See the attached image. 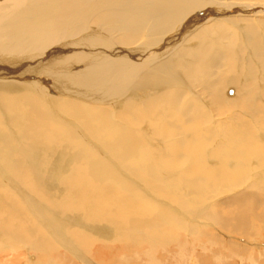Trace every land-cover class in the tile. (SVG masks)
Wrapping results in <instances>:
<instances>
[{"label":"bare ground","instance_id":"1","mask_svg":"<svg viewBox=\"0 0 264 264\" xmlns=\"http://www.w3.org/2000/svg\"><path fill=\"white\" fill-rule=\"evenodd\" d=\"M23 2H0L9 4V9L0 7V93L25 91L2 94V99L14 111L11 118L25 126L21 137L27 145L10 146V135L2 131L0 152L9 156L6 165L15 175L13 182L8 172L11 184L29 207L20 196L12 200L8 175L0 171V230L15 243L48 250L32 225L33 213L59 243L73 247L58 237V229L70 221L21 189L46 198L54 193L61 160L44 156L63 146L76 150L73 160L79 162L66 181L97 221L89 226L91 232L107 234L97 224L105 219L128 235L129 243H117L121 247L125 243L131 249L138 240H148L152 250L164 246L163 228L218 245L217 234L207 229L199 234L196 224L178 214L206 217L243 236L252 232L254 218L264 232V171L249 182L244 174L250 172L252 157L264 152V136L257 142L264 134V104L259 102L264 101V0ZM10 53L20 57L11 60ZM234 84L231 96L233 91H227ZM110 99L114 104L102 107ZM46 100L58 103L64 122ZM234 107L243 113H233ZM205 123L209 132L200 131ZM105 153L138 182L122 176L114 168L117 161L106 160ZM179 169L180 176H174ZM140 180L142 187L152 188L151 197L138 190ZM175 185L181 191H173ZM226 191L228 197L220 199ZM153 195L178 205L155 201ZM213 198L218 201L210 202ZM114 214L122 219L112 220ZM228 251L246 253L248 247L230 242Z\"/></svg>","mask_w":264,"mask_h":264},{"label":"rangeland","instance_id":"2","mask_svg":"<svg viewBox=\"0 0 264 264\" xmlns=\"http://www.w3.org/2000/svg\"><path fill=\"white\" fill-rule=\"evenodd\" d=\"M28 1L29 0H24V2H23L24 5H25V2H28ZM0 2H1V0H0ZM2 6H8L7 9H9V4L1 5L0 7H2ZM7 12H9V11H7ZM28 18H29V16L25 17L23 20H27ZM19 57H20V55H18V54H14V55H12V53L9 54V58L11 60L18 59ZM25 57L26 56L21 57L20 59H25ZM31 61H34V60H31ZM22 79L24 80V78H22ZM26 81L29 82L28 80H26ZM30 86L32 87L31 84H30ZM252 86H253V84H252ZM235 87H236L235 84L233 86H231L228 89L227 94L229 92L233 91L231 96H234ZM27 91H29V90H27ZM24 92L25 91H22V93H24ZM22 93L19 91L14 92V93H13V91H9V92L6 91V93H4V92L0 93V132L4 131L3 134L8 135V136L10 135L11 140H12V141H10V146L13 145V147H16V145L19 144L20 142L23 143V141H24L25 145H27L26 140L22 139V137H21V134L23 135V133H24L23 128L24 129H26V128H25V126L22 125V123H19L18 120L14 121L11 118V116L15 117V115L13 113L14 111H12L9 108V105L5 102V100L3 102L2 94H6L7 97H14L17 94H22ZM100 94H102V92ZM227 96H229V95H227ZM108 101H110V102L104 103L106 105L102 104L103 105L102 106L100 104V106L109 107V105H107V104H114V101L112 99H110ZM259 102L264 104V101L262 99H260ZM6 104H7V106H6ZM46 104L49 106V108L50 107L54 108V109H52V114L54 115V117L59 118V120H61L63 122L65 121L63 116H66V115L62 110H61V112L59 111L60 108L58 106V103L53 104L54 105L53 106V105H50V102H48L46 100ZM110 108H113L112 105L110 106ZM238 108L234 107L232 110L233 113H237V115L239 113H243L241 111V109H238ZM54 110H57L58 112H60L59 115H56L54 113ZM9 116H10V118H9ZM13 123L16 125H14ZM209 123H211V122H209ZM209 123H205V124L201 125L200 131L201 132H209V129H210ZM20 131H22V132L20 133ZM262 135L264 136V134L261 133V135L258 137L257 142H259V141L261 142L263 140L261 137ZM88 137L91 138L90 136H88ZM46 140H47L46 141L47 144H50L52 142V141L50 142V140H52L51 138H49V139L47 138ZM162 141H164V140H162ZM214 143H215V141H214ZM52 144L53 143H51V145ZM18 146L20 147V145H18ZM45 146L47 148L49 147L48 145H45ZM154 148H156V147H154ZM155 150L157 151L158 149L156 148ZM47 151L49 153L47 152L46 157L44 156V158L46 160H49L50 162H54L55 158L59 159V161L61 160L60 161V168L58 169V171H59L58 177L59 178L56 176V179L54 181L55 184H57L54 191H53L54 193H48L49 197L46 198L45 193H43V195L41 193L36 194L35 193L36 191L31 190L30 188L27 189V187L23 186L22 184H20V186L22 185L21 187H23V188H21V189L25 190L27 192V195L30 193L31 196L38 199L39 202L43 206L45 205L50 211L59 214L61 219H68V222L70 221L68 223V226L67 225L61 226L58 229V235H59L58 237L61 238L60 235H62V239L68 240V242L73 247L71 248L69 246L70 247L69 248V247L64 246L63 245L64 243H62V242L59 243L58 240L54 237L55 234L54 235L50 234L52 231L50 226H47L46 224L41 223L36 215H34L31 211H28L27 212L28 214L32 213L31 214L33 217V224L32 225H35V227L38 228L39 235L45 238L44 241L46 244H48V247H47L48 250L45 251V248L44 249L41 248V251L35 250L33 247H30V246L26 247L24 245L15 243L13 241L12 237H10L3 230H0V240H1V242H0V264H29L30 262H31V264H34V263L35 264H264V232H261L259 230V228L255 227L254 222H256V221L254 218H252L253 221L250 223V228L252 229V232L249 233L248 236H243L241 234L231 233L228 230L223 229L221 226L215 224L214 222H212V220L207 219L206 217H203V216H201V217L194 216L193 217V215H191V214H187V215L178 214V216H182L183 219L187 220L189 223L196 224L199 234L203 230H206V229L213 232L214 234H217L220 237L219 238L220 242L218 243V245H215V246L212 244L209 245V243L207 241H205V239L201 235H199V237L194 236V235H190L188 233V231H186L185 235L182 237L180 234L175 235V233L173 231H171L169 228H163L159 233H161L160 238H164L165 243H167L164 246L158 247L155 245L154 246L155 248L152 250L151 248H149L150 246L147 244L148 240H143L141 242H139L140 240H138L136 242L135 247L132 246L131 249H130V247L128 249L125 247V243H123V247H121L120 244L119 245L117 244L118 242L121 243L123 241V239H125L126 242L129 243L128 235H125V236L123 235L124 229L115 228L113 225H111L105 219H100L99 223H97V224H100L101 226L103 225L102 227L108 229L107 234L101 233V232L100 233L91 232L90 227L92 226V223L96 224L97 221L92 219V212L90 211V209L87 208L86 204L85 205L79 204L80 202L77 201L76 194L74 193L75 190L72 187H70L71 186L70 183L66 181V179L68 177L67 174L69 173V171L72 168H74V166H76L79 162V161L73 160V157H74L73 155H74L76 150L75 149L70 150L68 148H64L63 146H58L55 149V152L53 153L52 156L50 155V153L52 152V149H48ZM64 152H66V153H64ZM102 153L103 152H100L99 155H102ZM105 154H106V156L108 155L106 157V160H110V158H108V157H111V159H113L114 162L117 161L114 157H112V155H109V153H105ZM102 157H103V155H102ZM8 158H9L8 155H6L3 152H0V160L2 159L0 161V171L6 175H8V172H9V174L12 175V173L10 171V166H7V165H9ZM52 158H53V160H52ZM69 159H71V160H69ZM65 160H66V162H65ZM262 161H264V152H263V154H257L256 156L252 157V160L248 164V166L250 167V172L248 170V172L246 171L244 173L245 176H247V174H249L248 182L253 177H255L254 176L255 172L264 171V166H262L263 165ZM85 162L86 161H84L83 163H85ZM117 164H118V167H114V168L115 169L118 168L117 171L122 170L123 172L118 171L122 176L124 175L123 173L127 174V176H128L129 172L126 171V169L124 170V167L121 166L120 162L117 161L116 165ZM210 164L211 163L209 162L208 165L210 166ZM49 166H50V163L48 162L46 164L45 168H47V167L49 168ZM3 167H5V168H3ZM182 169H183V167H182ZM182 169H179L177 172H175L174 176L179 177L181 174L179 172H181ZM6 171H7V173H6ZM13 175H12L13 180L9 178V175L6 178L7 180L10 181V184H8V186L10 185V189L13 192V194L11 195L12 200H13V197L16 200L20 196L18 200L20 202L22 201L21 203L25 204L26 202L23 200V195L20 193L19 189L15 188L11 184V180L13 182L15 181V178H14L15 175L14 176ZM128 177H132L133 179H135V181L138 182V179L136 180V177H134V175H129ZM128 177H126V179L129 182H131L132 180H130V178H128ZM165 177H167L166 174H165ZM0 178L2 179L1 176H0ZM140 182H141V180H140ZM142 184H144V183L141 182V184H139L138 190L144 196H147L148 198L151 197V193L153 191L152 188H150L148 186H144V185L142 187ZM59 185H60V187H59ZM175 187H176V185L173 186V191H176V192L181 191V188H179L180 189L179 190L178 188H175ZM226 187H224L223 190ZM56 188L59 190H57ZM70 189H72V190L70 191ZM62 190H63V192H62ZM186 190H187V188H186ZM16 191H17V193H16ZM183 191H184V189H183ZM70 192H73V193H70ZM152 194H154V193H152ZM228 194H229L228 191H226L224 195L222 194V197L220 199H224V197H228L227 196ZM21 195H22V198H21ZM154 197H155V201H161V202L163 201L162 203L167 201L168 204L170 203L172 205L173 204L178 205L177 202H172L171 200H169V198H167L165 196H163L164 198L158 197V196H154ZM193 197H195V196H193ZM191 200L194 203L199 202L198 199L192 198ZM214 200H217V199L213 198L210 200V202L213 203ZM212 203H210V204H212ZM210 204H208L207 206L210 207ZM12 205H13V203L11 202V204L9 205V208H10V206L12 207ZM27 206H28V204H27ZM110 217L112 218V220L113 219L114 220L115 219H122L121 215H118V214L111 215ZM123 219H125V216H123ZM109 221H111V219H109ZM59 230H61V231H59ZM21 231H23V230L21 229ZM110 231H112V232H110ZM119 240H121V241H119ZM230 242L232 244H235V245L238 244V246L240 245V247H243V248L248 247V251L246 253L239 252L238 254H231L228 251V245L230 244ZM13 243L18 244V245H16L17 247L14 246ZM2 248H3V251H1ZM54 251H56V252H54ZM42 254L44 255L45 258L42 256ZM227 255H229V256H227ZM1 256H3V257H1Z\"/></svg>","mask_w":264,"mask_h":264}]
</instances>
